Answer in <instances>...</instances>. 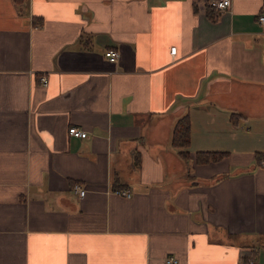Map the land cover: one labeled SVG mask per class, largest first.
I'll use <instances>...</instances> for the list:
<instances>
[{
    "label": "crops",
    "instance_id": "obj_1",
    "mask_svg": "<svg viewBox=\"0 0 264 264\" xmlns=\"http://www.w3.org/2000/svg\"><path fill=\"white\" fill-rule=\"evenodd\" d=\"M261 14L0 0V264H264ZM186 114L188 160L172 144Z\"/></svg>",
    "mask_w": 264,
    "mask_h": 264
},
{
    "label": "built area",
    "instance_id": "obj_2",
    "mask_svg": "<svg viewBox=\"0 0 264 264\" xmlns=\"http://www.w3.org/2000/svg\"><path fill=\"white\" fill-rule=\"evenodd\" d=\"M212 5L213 7H215L216 12L218 14H221L222 12L230 9L232 5V0H212ZM258 23L264 29V14H261L258 16ZM176 51H177L176 47H173L171 50L172 54H175ZM105 56L108 58L109 61L117 62L120 57V53L117 50L110 49L105 52ZM41 82L43 86H47L48 78L46 76L41 77ZM69 132L71 135L82 138V139L88 136V133L86 131H83L82 129H79L77 127H71L69 129ZM260 167L264 168V158H262L260 161ZM73 189L81 197H83L86 193V190L79 184H75ZM113 192L117 195H120L126 198H130L132 196V192L124 188L115 189ZM165 262L166 264H179V260L175 256L166 257Z\"/></svg>",
    "mask_w": 264,
    "mask_h": 264
},
{
    "label": "trees",
    "instance_id": "obj_3",
    "mask_svg": "<svg viewBox=\"0 0 264 264\" xmlns=\"http://www.w3.org/2000/svg\"><path fill=\"white\" fill-rule=\"evenodd\" d=\"M190 134H191V122L189 115L181 116L175 125L172 144L180 150V155L188 160L190 157V151L188 147L190 145ZM223 153L220 152H197L196 162L197 163H210L216 162L223 157Z\"/></svg>",
    "mask_w": 264,
    "mask_h": 264
}]
</instances>
